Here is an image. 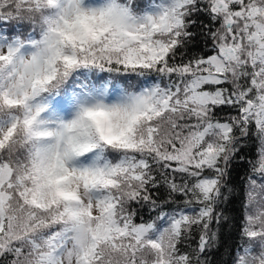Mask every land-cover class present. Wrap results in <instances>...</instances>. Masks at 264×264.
I'll use <instances>...</instances> for the list:
<instances>
[{
	"label": "snow or ice",
	"instance_id": "snow-or-ice-1",
	"mask_svg": "<svg viewBox=\"0 0 264 264\" xmlns=\"http://www.w3.org/2000/svg\"><path fill=\"white\" fill-rule=\"evenodd\" d=\"M0 264H264V0H0Z\"/></svg>",
	"mask_w": 264,
	"mask_h": 264
},
{
	"label": "trees",
	"instance_id": "trees-1",
	"mask_svg": "<svg viewBox=\"0 0 264 264\" xmlns=\"http://www.w3.org/2000/svg\"><path fill=\"white\" fill-rule=\"evenodd\" d=\"M252 149L250 148V151H251ZM241 175H243V173H241ZM237 207H239V205H237ZM223 259H227L228 257H227V252H225L224 253V255H223V257H222Z\"/></svg>",
	"mask_w": 264,
	"mask_h": 264
}]
</instances>
